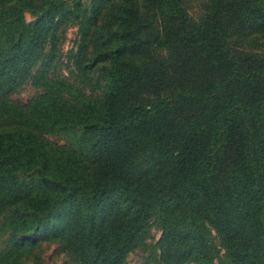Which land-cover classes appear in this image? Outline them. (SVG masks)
<instances>
[{"label": "trees", "instance_id": "16d2710c", "mask_svg": "<svg viewBox=\"0 0 264 264\" xmlns=\"http://www.w3.org/2000/svg\"><path fill=\"white\" fill-rule=\"evenodd\" d=\"M185 1L89 0L85 15L83 0H0L13 240L63 236L80 264H127L138 247L141 264H264V0H207L197 18ZM73 22L91 57L66 77ZM29 84L30 100L12 99ZM44 135L68 142L42 148Z\"/></svg>", "mask_w": 264, "mask_h": 264}, {"label": "rangeland", "instance_id": "374dc122", "mask_svg": "<svg viewBox=\"0 0 264 264\" xmlns=\"http://www.w3.org/2000/svg\"><path fill=\"white\" fill-rule=\"evenodd\" d=\"M83 3L85 15H89V0H83ZM208 5L207 0L185 1V6H189L190 15L194 18L199 17L204 6ZM25 19L27 22H31L35 17L30 12H25ZM91 49L90 31L83 35L79 23L73 22L67 25L63 30L60 44L62 74L70 77V73L76 74L85 65H88ZM85 70L91 72L89 68ZM82 87L86 93L90 91L88 84H84ZM36 91V88L29 84L21 88L19 92L14 93L12 99L20 103H26ZM67 142L68 138L64 135H44L41 139V146L42 148L50 146L58 148V145ZM61 224V218L55 216L41 226L40 229L58 228ZM45 232V230L37 231L32 238L17 236L13 240L8 235L7 229L4 228V221L0 220V264H80L71 245L63 236L54 235L50 237ZM150 233L151 238H147L146 242L154 245L158 241L161 231L156 227H152ZM147 254L142 247L135 248L127 255V264H141ZM223 254L224 251L220 250L218 257L223 259Z\"/></svg>", "mask_w": 264, "mask_h": 264}]
</instances>
